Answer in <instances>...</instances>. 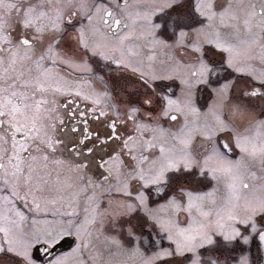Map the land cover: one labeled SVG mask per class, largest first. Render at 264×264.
<instances>
[{"label":"snow or ice","instance_id":"6c2138e0","mask_svg":"<svg viewBox=\"0 0 264 264\" xmlns=\"http://www.w3.org/2000/svg\"><path fill=\"white\" fill-rule=\"evenodd\" d=\"M0 264H264V0H0Z\"/></svg>","mask_w":264,"mask_h":264}]
</instances>
